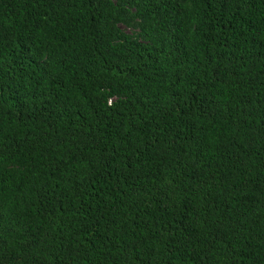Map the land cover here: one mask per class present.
Here are the masks:
<instances>
[{
	"label": "trees",
	"instance_id": "1",
	"mask_svg": "<svg viewBox=\"0 0 264 264\" xmlns=\"http://www.w3.org/2000/svg\"><path fill=\"white\" fill-rule=\"evenodd\" d=\"M0 264H264V0H0Z\"/></svg>",
	"mask_w": 264,
	"mask_h": 264
}]
</instances>
